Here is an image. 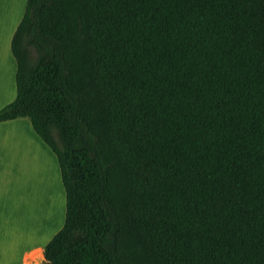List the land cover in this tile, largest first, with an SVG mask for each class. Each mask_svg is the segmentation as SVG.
I'll return each instance as SVG.
<instances>
[{
	"label": "trees",
	"instance_id": "1",
	"mask_svg": "<svg viewBox=\"0 0 264 264\" xmlns=\"http://www.w3.org/2000/svg\"><path fill=\"white\" fill-rule=\"evenodd\" d=\"M16 98L57 157L42 264H264V0H27Z\"/></svg>",
	"mask_w": 264,
	"mask_h": 264
},
{
	"label": "crops",
	"instance_id": "2",
	"mask_svg": "<svg viewBox=\"0 0 264 264\" xmlns=\"http://www.w3.org/2000/svg\"><path fill=\"white\" fill-rule=\"evenodd\" d=\"M26 5L27 0H0V110L16 98L11 42ZM65 213L55 154L28 120L0 122V264H42Z\"/></svg>",
	"mask_w": 264,
	"mask_h": 264
}]
</instances>
